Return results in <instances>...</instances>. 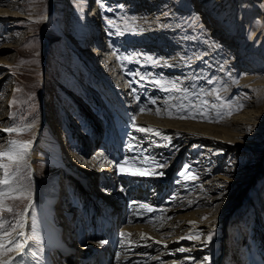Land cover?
Segmentation results:
<instances>
[{"label": "rangeland", "instance_id": "374dc122", "mask_svg": "<svg viewBox=\"0 0 264 264\" xmlns=\"http://www.w3.org/2000/svg\"><path fill=\"white\" fill-rule=\"evenodd\" d=\"M84 1L0 0V123L21 130L16 134L18 139L34 140L37 146L35 154L26 157L25 166L18 170L15 164L10 167V180L20 184L34 181L33 157H45L38 160L44 182L35 186L32 201L31 193L28 197L5 198L8 206L0 207L1 234L47 212L55 194L61 198L65 184L71 183V171L60 168L55 160L59 154L46 153L43 144L55 141L51 133L54 121L59 130L62 121L68 116L73 119L74 113L82 121L84 133H88L87 141L86 137L82 142L75 141L81 153L87 148L86 142L87 151L92 148L96 140L89 137L93 134L97 140L110 134L118 149L113 152L112 147L110 154L116 153L126 168L125 173L116 169L111 175L115 187L119 186L117 179L122 182V212L109 207L110 223L115 224L105 229V236L89 235L85 241L92 254L88 258L91 263L264 264V105L258 100L264 97V91L248 89L242 81V76L264 78V38L261 54L256 50L257 36L247 49L252 28L246 27V20L240 22L242 1L246 8L254 2L261 7L264 3L230 0L224 10H233L224 27L217 19L205 22L213 13L211 2L203 3L204 13L192 9L191 3L204 0H106L104 18L112 19L109 26L113 31L120 30L105 36L112 43L113 63L109 72L100 70L109 62L103 57L102 65L100 61L96 65L97 72H90L70 42L76 37L80 46L88 44L89 50L94 49L90 36L95 40L97 28L77 22L78 16L86 18ZM75 23L78 26H73ZM259 28L264 31V24ZM216 39H222L219 48L214 46ZM148 56L159 58V62L154 63ZM129 70L140 75L132 76ZM171 81H178L174 88ZM5 94L12 97L3 102ZM185 113L187 117L182 118ZM64 123L70 129L74 127V121ZM138 128L150 131L140 132ZM59 132V145L64 148L66 134ZM9 140L16 139L1 133L0 147L10 144ZM130 144L136 146L135 151L130 152ZM241 148L248 154L241 153ZM154 161L167 163L158 167ZM80 164L84 168L75 171L77 180L81 170L96 169L88 161ZM137 170L145 175L130 174ZM3 171L0 168V176ZM103 181L99 177L83 191L78 205H70L76 208L80 222L84 216L87 225L81 223L83 231L84 226L93 227L95 222L106 228L107 222L102 219L106 207L98 210L92 205L95 195L109 201L107 207L112 205L106 195L111 188H106ZM145 204L148 208L154 205L148 217L142 207ZM59 212L55 216L59 217ZM166 213L171 223L172 216L178 220L181 214L189 215L190 220L185 224L181 217L179 225L163 229L159 219ZM97 229L95 234L99 235ZM169 239L173 242L167 246ZM154 241L146 246V242ZM31 243L39 251L43 248L33 236ZM240 247H245L244 251ZM83 251L86 254L87 249ZM15 254L0 253V264L10 262ZM35 254L41 256L40 252ZM22 264H28L26 259Z\"/></svg>", "mask_w": 264, "mask_h": 264}, {"label": "bare ground", "instance_id": "6f19581e", "mask_svg": "<svg viewBox=\"0 0 264 264\" xmlns=\"http://www.w3.org/2000/svg\"><path fill=\"white\" fill-rule=\"evenodd\" d=\"M229 1L230 0H204L202 2L201 1H199V2L197 1V3L196 2L191 3V7L194 10H197L199 12L200 11L203 12V10L206 9V7H204L203 3L204 2H211V11L213 13L208 18V20H206L205 22L211 23V21H215L217 19V20H219V23L222 24V26L226 27V24L229 21V17H231V14H229V12L233 10V9L228 10V11L224 10L227 7ZM261 1L264 3V0H261ZM257 3L258 2H254V4H252V6L250 8H246L245 2L242 1L240 22H241V24H243L241 19H243V21L246 20V27L247 28H249V27L252 28V33L250 34V39H248V42L246 43L245 46H247V49L251 48V46L253 45L252 44L253 38L257 36V37H259V41H258L256 50L259 51L260 46L262 44L261 41H263V38H264V31L260 30L262 28H259L262 24H264V6H262V7L260 5L258 6ZM14 5H16V4H14ZM0 7H1V5H0ZM83 7H85L84 8V13L86 15V18L83 17V19H82V18H80L78 16V19H77L78 21L77 20L76 21L79 22V23H82L84 25L87 24V26H88V24H90V28H92V29H94L95 27L97 28L96 35L94 34L96 36L95 37L96 44H95L93 50H89L90 48L89 49L87 48L88 44H85L84 46H80L79 43H77L78 39L76 37L75 38L73 37L74 39L70 38V42L72 44H74V46L78 49V53L80 54L81 59L86 61V63L89 66V68H92V69H96L97 68L99 63L96 60V58H97L96 55L99 54V53L102 55L101 56L102 60L99 59V58H97V59L100 61L101 65H102L103 57L105 58V60H107L109 62L111 61L110 63L106 62L105 64H103L101 66V67L106 66L107 69H106V71L104 70V72H109L108 70H109L111 64L113 63V57L111 55V52L113 51V48H111V46H112L111 45V41H106V39H105L106 35H103V30H104V32H105V30H107L108 24L105 21L106 19L104 20L103 23H100L101 16H100V14L97 13L98 12L97 11L98 10V4H95V2L92 3L91 0H87V1H84V6ZM245 9H247V10L245 11ZM87 16H89L90 18L87 17ZM227 18H228V20H226ZM73 20H75V17L73 18ZM73 26L76 27L78 25H76V23H75V24H73ZM58 27H61V26L59 25ZM108 31H107V33H108ZM216 32L219 33L220 31L216 30ZM224 35L227 36L228 34L224 33ZM222 37H223V39L226 38L224 36H222ZM220 40H222V39H216L217 44H214L215 48H219L220 45L222 44V42H218ZM226 49L229 50L230 48L226 47ZM261 51H259V53ZM261 53H264V52L262 51ZM95 61H97L98 64L97 63L95 64ZM242 77H243L242 81L245 82V85L247 86L248 89L257 90L259 88L260 91H264V78L261 77L262 79H257V77H254V78L246 77V76H242ZM252 81H254V83H249V82H252ZM260 95H261V92L258 93L256 96L259 97ZM5 96H6V98H5V100L3 102H5L6 100L8 101L10 99V97H12L11 94H7V95L5 94ZM121 100H122V102L124 101L123 97H121ZM258 100H260V102L264 105V97L263 98H258ZM86 105L88 106L89 104H86ZM89 106H88V109H90ZM124 107H126V105H124ZM3 115L4 116H2V117L10 116V115H5V114H3ZM3 123L4 122H2V124ZM54 124H53V126H54L53 129H51V133L54 136V138H55L54 140L55 141H53V142L52 141H46L43 144V146L47 147V149H48V152H46V153L53 154L54 151H55L57 154L62 156V158H59L60 156L58 155L59 157L57 156L55 158V160L60 165V168L64 169L65 171H67V169H68L69 171H71V174L70 173L69 174L70 175H72V174L75 175L76 178H77V175H76L77 172H75V171H77L78 169L80 170L81 168H84V167H81L80 161H88L89 165L92 164L95 167L100 165L98 170L97 169H94V170H81L80 176L78 175V178L81 181V183H84V182H86L87 179H89L88 181H90V182L88 183V185L91 186L96 181V180H94V181L91 180L92 179V174L96 173L95 175L97 177L95 179H98L99 177L102 178L104 180L103 184L105 185V187L106 188H108V187L111 188L110 191L106 193V195L110 198V202L112 203V205L110 204L107 207V204H108L109 201H106L102 195L101 196H96L95 195L93 197V200H92V205H96L98 210L104 209L106 207V215H107V213L111 214V212L109 211V207H116V209L118 208V211L120 212L121 208H122L121 204H122V202H123V200L125 198V195L123 193V188H121L122 182H119L120 179H117V182L119 183V186L115 187L114 186V182H115L114 178L113 179L111 178L112 173L115 172L116 169H119V167H118V162L119 161L115 160L117 158L115 156V153L112 154V155L111 154L100 155V154L103 153V151L98 149V148H96L92 152V154L90 156H88V158H86V157L85 158H83V157L79 158L77 156V154H73V152H71V147H69L66 144V145H63L64 148H66V150L68 152H71V154L75 155L74 157H76V159H74V157H72L71 159H68V158H66L67 156L65 157V152L63 151V147L61 145H59V139L57 137V135L59 136V130H58L56 121H54ZM75 124L73 123L72 125L74 127H76V129H77V126ZM40 126H41V124H39L38 127H37L38 131H39ZM27 127H32V126L28 125ZM7 129H9V127H6L4 124L1 125V123H0V134L1 133H5V134H7V137L15 138L16 139L15 141H18V142H21V143L30 142L31 146H30V148L28 150V152H29L28 157L31 156L30 153L32 155L35 154L34 151L37 150V146L34 143V140L33 141L32 140L31 141H29V140L28 141L19 140L18 139L19 136H17L16 134L20 133L21 130H17L16 129V131H13L12 133H9L7 131ZM37 129L35 130L34 134L37 132ZM29 134H33V133L30 132ZM40 136H41V133L39 134V137ZM65 136H66V139H67L68 138V134H66ZM9 147H10V144H8L7 146H4V147H0V153L7 152L9 150ZM50 151H52V152H50ZM240 152L243 153V154H248V151L246 149H244V148H241ZM44 159H45V157H43V156L42 157H39V156H34L33 157V162L35 161L34 163L32 162V166H33V169H34V174H33L34 181H31L30 183H27V184H20L19 182H15L13 180H10L8 185H4V184L0 183V207H7L8 206L7 205L8 203L6 201H4L5 198H8V197H13V196L28 197L30 195V193H31L32 197H30V199L31 198L33 199V196H34V193H35V186L36 185H40L41 183L44 182V180L40 179V177H41L39 175L40 174V172H39L40 164L38 163L39 162L38 160H44ZM62 159H66V160H62ZM69 160H70V162L71 161L72 162H71V164L67 165V161H69ZM0 163H2V162H0ZM105 163H107V164L105 165ZM68 167H70V168H68ZM74 167H75V169H74ZM4 176H5V173L3 171V172H1L0 181H3ZM120 177H122V176H120ZM69 178H71V177H69ZM38 189H39V186H38ZM32 199H31V201H32ZM37 199H38V197H37ZM60 199L61 198L58 196V194H55V198L51 199V202L49 204L47 212L39 213L38 216L32 221H29V219L28 220L26 219V223L25 224L20 225L19 227L13 229L9 233L1 234L2 231H0V242H3L6 245V247H12L14 245V243L16 241H18V239H21V243L24 245L22 250L16 251V254L14 255V258H12V260H10L11 264H16L17 261H21L22 262L23 259H26L28 264H48L49 259L47 258V254H46L47 247H50V244H51L52 241L53 242H57V241L60 242V239H61L60 235L58 233V230H60V227H61V225H60L61 222L59 223L60 220L58 221V219H61V217L64 216L63 215L64 211L62 210L61 207H59V204H61ZM158 200H159V198H157L156 201H158ZM92 205H90V206H92ZM113 205H115V206H113ZM149 207L152 208V207H154V205L150 204ZM57 208L60 209V212L57 211ZM66 208L69 209L70 205L67 207V204H66ZM72 210H74V209H72ZM68 211H71V210H68ZM57 212L60 213L59 217L57 215L55 216V214H57ZM145 213H146L145 216H147L150 213V211H146ZM172 214H174V213H172ZM119 215H122V214L119 213ZM28 216H29V213L27 214V218H28ZM177 216H178V220H180L181 217H182L183 223H185V224H186V221L190 220V216L187 215V214H181V215H177ZM172 217H173V223L175 224L173 226H171L173 223H171L172 222L171 221V216H169L168 213L160 216L159 220L162 219V224L161 225H162V227H164L163 229L174 228L175 226L180 224V223H178V220L175 219L174 216H172ZM144 218H146V217H144ZM102 219L106 220V222H107L106 223V228H105L106 231H107V225H110L109 217L104 216ZM113 224H115L114 221H113ZM97 228H99V227L95 226V228H90V230L91 231H96ZM102 228H103V226H102ZM137 229L141 230L142 228H140L138 226ZM29 231H31L30 232L31 235L38 240L39 247H40V245H42V247H44L43 250H45V252L44 251L43 252L39 251L38 248L31 243L32 236H29ZM98 233H99V229H98ZM88 234H90V233H88ZM71 240H73V238L69 237V241H71ZM172 242L173 241H171V239H169L168 243H167V246L170 243H172ZM154 243H155V241L153 243L146 242V244H147L146 246H151ZM85 245L86 244H84L83 246H85ZM244 248L245 247H240L239 249H240V251H244ZM35 252H41L40 253L41 256H39V254L38 255H36V254L33 255V253H35ZM123 258H125V257H122L121 260H123ZM129 259H131V257H129ZM61 264H64V263L61 262ZM117 264H120L119 260H117ZM215 264H219V262L215 261Z\"/></svg>", "mask_w": 264, "mask_h": 264}, {"label": "snow or ice", "instance_id": "6c2138e0", "mask_svg": "<svg viewBox=\"0 0 264 264\" xmlns=\"http://www.w3.org/2000/svg\"><path fill=\"white\" fill-rule=\"evenodd\" d=\"M103 7V4L101 5ZM108 24L111 26L113 24V21L112 19H108ZM120 30L117 28L115 31L112 30V28L110 27V31H109V34L110 35H116ZM147 59L149 60H153L154 63H158L159 62V58H153V57H146ZM126 59V57H125ZM207 63V62H206ZM171 66V65H169ZM202 71V70H201ZM129 74L132 75V76H137V75H140V73L138 71H133V70H129ZM142 79L144 77H141ZM196 79H199V76L195 77ZM133 81H129V83H132ZM172 85H173V88L175 87V85L178 83V81H171L170 82ZM135 92L136 90L133 89V92L132 94L135 96ZM137 100H139L138 96L135 97ZM154 102V101H153ZM207 103V102H206ZM241 108L243 107L242 105L240 106ZM139 111H144V108L141 107L139 109ZM201 113H203V109L200 110ZM229 114H231V112H229ZM179 115V113H178ZM187 117V113L184 114V116L182 118H186ZM201 118H204L203 116ZM133 124H132V127H136L134 121H135V116H133ZM217 119H219V117H217ZM209 122H212V121H209ZM138 131L140 132H147V131H150L149 129H146V128H138L137 129ZM7 131L9 133H12L13 131H16V129L14 128H9L7 129ZM30 142H27V143H21V142H18V141H10V147H9V150L7 152H4V153H0V160H5V161H8L7 163H0V168H2L4 170V173H5V176H4V179L3 181H0V183L4 184V185H8L9 182H10V174H9V169L10 167L15 164L17 166V170L19 169V167H22V166H25L23 164V162L25 161L26 157H28L29 155V148H30ZM135 145L133 144H130L129 145V149L130 151H135ZM173 148H176L178 146H175L173 145L172 146ZM154 163L156 164V166L158 167H162L164 164H166L167 162H159V161H154ZM118 166H119V171L120 173H125L126 172V168L124 166V164H121L118 162ZM131 175H145V172H142V171H131L130 173ZM184 173H181V175H183ZM15 176V173H12V177ZM221 187H223V185H221ZM133 204H136V202L134 201ZM142 207H144L147 211H152L151 208H148L147 205H142ZM7 211H12L11 209H7ZM124 234L121 233V236H123ZM197 236L199 234H196ZM208 240L211 241L212 240V236L209 235L208 236ZM102 243H106V241H102ZM24 247V245L20 242V241H16L14 243V245L11 247V248H6V245L3 243V242H0V253H3L5 251H19V250H22ZM179 251L183 252L184 249L181 248L179 249ZM33 255H35V253H33ZM116 256H119V252L116 253ZM203 259H207V257L203 258ZM4 264H11V262L9 261H5ZM16 264H22L21 261H17ZM133 264H142L141 261H134Z\"/></svg>", "mask_w": 264, "mask_h": 264}]
</instances>
